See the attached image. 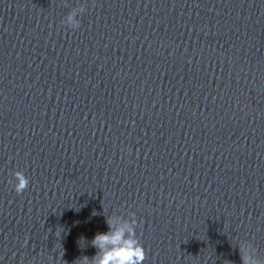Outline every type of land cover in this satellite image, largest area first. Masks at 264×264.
Here are the masks:
<instances>
[{"label":"water","instance_id":"obj_1","mask_svg":"<svg viewBox=\"0 0 264 264\" xmlns=\"http://www.w3.org/2000/svg\"><path fill=\"white\" fill-rule=\"evenodd\" d=\"M129 213L144 264H264V0H0V264Z\"/></svg>","mask_w":264,"mask_h":264},{"label":"clouds","instance_id":"obj_2","mask_svg":"<svg viewBox=\"0 0 264 264\" xmlns=\"http://www.w3.org/2000/svg\"><path fill=\"white\" fill-rule=\"evenodd\" d=\"M84 11L85 8L82 6L79 12L83 13ZM77 16L75 11L68 14L62 24L73 30L78 29L80 22L77 20ZM9 184L19 195L28 188L29 179L23 171H16ZM105 218L108 231L95 234L94 238L87 242L96 249L95 255L91 259L87 256L82 257L80 264H144L147 258L146 251L137 235L139 223L135 213H129L127 218L116 214ZM238 249L242 264H257L256 258L246 248L240 246Z\"/></svg>","mask_w":264,"mask_h":264}]
</instances>
